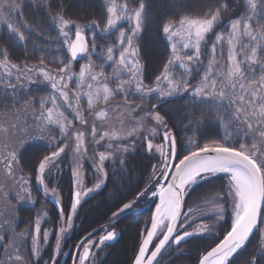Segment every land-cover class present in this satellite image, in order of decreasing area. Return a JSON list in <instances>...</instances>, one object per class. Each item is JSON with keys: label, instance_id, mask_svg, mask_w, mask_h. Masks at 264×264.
I'll return each mask as SVG.
<instances>
[{"label": "snow or ice", "instance_id": "snow-or-ice-1", "mask_svg": "<svg viewBox=\"0 0 264 264\" xmlns=\"http://www.w3.org/2000/svg\"><path fill=\"white\" fill-rule=\"evenodd\" d=\"M28 3L35 5L37 0H28ZM136 7H129L127 3L116 4L114 0H109V4L103 5L104 18L102 21H92L87 26V30L95 32L101 24L105 25L102 29L108 35L119 33L116 39L119 43L118 58L112 47L107 48L106 57H100L103 61L106 59L110 66H114L113 76L115 79L109 81L104 75L103 70L94 72L91 63L85 64L80 69L79 75L72 71V63L83 57L88 59L89 47L85 35L81 34L79 26L71 20L65 19L63 15L52 17L53 20L59 21L58 31L62 37V44L65 45V52L70 53L67 63L63 64L59 72L55 75L46 71L44 67L35 68L28 65L9 64L8 52L0 49V56L4 57L2 66L5 70L9 68L16 72V80L19 81L21 76L31 79L30 73L42 74L43 79L50 83L53 94L50 96L52 107L44 108L45 101H41V111L36 119L41 125L55 124L59 127L61 136L58 143H52L47 150L40 151L35 157L31 155L22 156V149L25 148L23 141L15 144L4 143L0 147V172L3 178L13 181L20 189L17 197L24 201L31 198V191L28 187L29 179L24 175L25 172H31L33 175L39 174L38 183L42 186L44 195L48 194V188L45 185L44 176L46 169L49 176H55L60 171L58 161L66 149H71L67 143L71 122L65 124L67 117L59 111L60 105L58 99H62L68 108L75 113V119L79 120L81 125H87L90 129V136L93 142L100 144L107 138L108 141L119 139L115 133L110 135L109 131L97 132V125L90 123L85 119L83 111L80 108L81 99L85 100L87 111L91 112L95 105L103 104L104 108L98 109L94 113V119L99 118L104 121L108 118L109 110L114 107L109 104L110 98L122 96L127 102L130 96L137 97L141 100H150L155 94L156 103L152 108L147 109L149 116L155 111L154 120L159 126L164 127L162 132L163 140L167 141L169 151L164 152V146L158 145L155 151L159 153L162 167L159 168L161 178L166 183L160 184L159 190H152L151 197L158 200L154 203L155 214L150 215V229L142 240L138 235L133 247V254L129 256L130 264H160L158 255H163L164 251L169 249L175 251L181 245L195 244L199 241L213 240L215 246H210V250H205L199 259V264H232L235 256L251 242V237L255 232L264 231V0H246V14L239 19L229 17V24L221 25L222 16L227 14L230 7V0H214L212 3L205 4V10L200 15L203 18L192 19L188 16L178 19L175 23L168 21L162 24V31L170 42L173 59L167 60L158 70L159 74L153 73L146 76L145 69L136 59L137 51L134 48L133 40L141 31L147 17V0H132ZM8 15L19 14L21 12L20 4L12 0L10 3H0V24L6 26L9 37L18 38L19 41H25V31L31 32L23 22L19 27H14L13 23L8 22ZM129 23L132 27L128 33L121 30V25ZM218 25L230 27L229 36L227 37L228 50L225 53L221 48L219 54L217 49L220 42L225 40L223 33L213 36L216 43L210 48L211 58L203 68L199 67L201 61V44H207L206 36L208 33H215ZM24 28V31H21ZM65 29H75L70 36V31ZM175 29V30H174ZM246 36L248 43L241 45L243 56L237 59L236 41L240 37ZM74 37V39H73ZM93 44L95 36L90 37ZM180 47L187 49L192 54L185 53L181 56L177 52V43ZM94 53V49H93ZM181 62L186 69V75L182 79H177L171 75V66L175 62ZM223 61V62H221ZM196 65L195 71L200 74L199 82L191 84L190 78L193 74V68L189 66ZM43 64V61H41ZM244 65V67H242ZM257 67L260 75L255 74ZM246 73L251 75L246 80ZM13 73L7 72V77H0V80L6 81V87L14 89L15 85L8 79ZM145 79L151 83L146 84ZM69 82L77 85V92L74 93V100L70 98ZM114 84L110 87L109 84ZM86 89V91H81ZM191 89L192 100L195 103L197 99L203 103L208 98H214L219 101V107L225 110V114L235 125L234 135L225 137L221 143L209 144H192L188 141L185 144L186 137L177 139L167 126L166 114L156 111L157 106L162 107L161 98H170L180 92H189ZM239 89V92H237ZM246 97V99H245ZM235 105V107H233ZM133 111L139 109L145 111L139 104H127ZM43 130V129H41ZM135 131V129H133ZM155 131V130H153ZM259 136H256V133ZM243 134L247 137L252 135L253 141L259 140L260 146L257 147L255 142L249 147L242 142L240 137ZM132 135L131 132L128 133ZM99 136V139L97 137ZM56 138H53L55 141ZM84 132L77 131L75 135V152L83 154L82 145ZM108 148L112 145L109 143ZM154 146L151 140L147 142V149L153 150ZM54 149V150H52ZM50 151L49 154H44ZM99 160L101 164L106 160L104 152H100ZM119 163V161H117ZM171 165V167L169 166ZM154 170H155V166ZM96 172L100 173L94 188H89L83 195L87 197L90 193H98L104 186L108 187L111 183L115 186V191L107 192L100 206L107 207L108 211L105 217L111 224L120 217L122 213L132 210L136 211V205L141 197H145L148 191L143 178L141 181L126 180L123 184L115 173H112L110 179L106 178L107 174L103 167L97 166ZM18 173H20L18 175ZM76 185L82 184L79 173L74 171ZM223 176L226 178L227 190L223 196L217 194L215 207L211 209L213 213L211 225L205 223L193 227V221L197 218L193 207L183 210V204L190 186L196 185L200 180H207L214 176ZM152 173L148 174L151 179ZM159 184V180H157ZM55 191V190H53ZM71 192V189H70ZM127 193V195H125ZM73 202L70 194L67 207L58 209V219L62 222L66 212H70L67 227L72 228V217L78 215V205H81L82 191L77 190L74 193ZM87 201V200H86ZM85 201V202H86ZM231 203L232 219L231 222L224 226L225 203ZM59 204L60 201H57ZM47 215V213H45ZM179 225V228L177 227ZM224 228L220 237H216L217 226ZM4 226L0 225V230ZM147 229V224L145 225ZM192 228L191 231L188 229ZM106 232L104 235H98L100 232ZM61 235L56 237L53 248V256L49 257L46 264H59L61 252V239L65 233V228L60 227ZM35 236L31 238V248L39 259V234L41 233V222L35 221ZM26 232L19 235L26 236ZM48 232L45 231L44 237L47 239ZM119 236L115 230L107 228L92 227L91 230H85L72 244L73 249H82V255L77 254L74 264H96L95 260H89L90 256L94 257L91 251L98 248L103 251L106 244L116 240ZM157 238L154 250L150 252L149 246L153 238ZM162 237V238H161ZM219 242L216 243L215 240ZM4 241V236L0 235V244ZM15 255L7 252V259L10 264H34L32 261H25L20 254L23 242L19 245L13 244ZM138 247V254L136 248ZM248 264H264V249H259L251 254Z\"/></svg>", "mask_w": 264, "mask_h": 264}, {"label": "rangeland", "instance_id": "rangeland-1", "mask_svg": "<svg viewBox=\"0 0 264 264\" xmlns=\"http://www.w3.org/2000/svg\"><path fill=\"white\" fill-rule=\"evenodd\" d=\"M63 0H37V3L33 6L28 3V0H15L16 3L20 4L21 6V12L19 14L14 15H8L7 12H5V16H7L8 22L13 23L14 27H19L21 22H23L28 28L31 29V32L25 31L26 39L25 41H19L18 38H11L9 37L8 30L6 29V26L3 24H0V49L6 50L8 52V63L9 64H18V65H28L29 67H35L40 68L44 67L46 71H49L51 74L52 72H57L60 70L61 67H63L64 63H67L70 58V53L65 52V45L62 44V37L58 31V25L59 21L53 20L52 17H58L62 15L63 11L61 10V3ZM167 6L169 7L170 14L167 17H163V23H167L168 21H173L174 23L184 16H188L192 19H199L203 18L200 13L202 10H205V4L212 3L214 0H166ZM12 0H0V3H10ZM105 5L109 4V0H104ZM114 3L116 4H124L127 3L129 7H136L134 3H132V0H114ZM230 7L228 8L227 14L222 16L221 25H227L229 24V17L232 19H239L240 17L244 16L246 14V0H234V2L230 3ZM29 15H31V19L29 18ZM33 17H39V19L48 26L49 31H44V33H49L47 37H43L42 33L41 37L39 38L35 34V26L32 23L34 20ZM66 19V17L64 16ZM153 18V13L151 10L147 9V17L145 24L143 25L141 31L139 34L134 38V48L137 51L136 59L138 60V39L142 33L146 30V28L149 26ZM153 22V21H152ZM218 25L216 28L215 33H208L206 36L207 44L203 43L201 44V61L202 64L199 66L202 70L203 65L207 64L208 60L211 58V52L210 48L213 43H216V41L213 39L214 34L219 35L223 33L225 36V40L220 42V46L217 49V53L219 54L221 48H223L224 52L226 53L228 50L227 45V37L229 36L230 27H224ZM105 27V25L101 28H97L95 32L90 31L89 34H87V41H88V47H89V54H86L89 56L88 59L81 58L78 62L72 63V71L79 75L80 69L84 67L85 64L91 63L92 69L94 72H100L103 70L104 75L108 78L109 81H113L115 77L113 76V70L114 66H110V62H108L106 59L103 61L100 57H106L107 55V48L112 47L114 49V52L117 54L118 58V49H119V43L116 37H118L119 33H115L113 35H108L106 32H103L102 29ZM132 27L129 23H124L121 25V30L130 34L128 30ZM24 28H21V31H24ZM66 31H70V36L72 35L71 29H65ZM40 36V35H39ZM95 36V43L93 44L90 37ZM177 43V52L179 55L184 56L185 53L192 54L191 51L187 49H183L180 47V42L176 41ZM248 38L246 36L240 37L238 41H236V51H237V59H241L243 56V51L241 48V45L247 44ZM94 49V53H93ZM165 51L166 57L169 59H173L170 43L169 45H166L163 49ZM168 53V55H167ZM4 61V57L0 56V62ZM41 61H43V64H41ZM139 62V61H138ZM223 62V61H221ZM189 66L193 68V74L190 78L191 84L195 85L199 82L200 74L195 71V68L198 67L196 65H191L190 62ZM140 64V63H139ZM244 67V65H242ZM11 71L13 75L9 77L8 79L12 82L16 80V72L14 69L9 68L8 70H5L2 66V63H0V77H7V72ZM255 74L257 77L260 75L259 68L257 67ZM32 80L31 82L36 81V83H48V81H45L43 79L42 74L38 73H30ZM54 75V74H53ZM171 75L176 77L177 79H182L186 75V69L183 67L181 62L177 61L171 66ZM251 75L249 73H246V80L248 79V76ZM21 78L25 79L24 76H21ZM20 81V80H19ZM19 81L16 80L13 84L18 89L21 88L23 84H21ZM145 82V81H144ZM147 82V81H146ZM145 82V83H146ZM6 84V81L0 80V85ZM146 84H150L147 82ZM110 87H114V84L110 83ZM150 86H152L150 84ZM44 91H41L42 97L44 98V108H50L52 107L50 102V96L53 94V90L50 88V91L47 93ZM69 90H70V98L74 100V93L77 92V85L73 82H69ZM81 91H86V89H82ZM12 93H15L16 91H11ZM237 92H239V89H237ZM20 94L21 96L26 95V92H23L22 90L16 92ZM40 94V95H41ZM39 95V96H40ZM173 97H184L185 98V105L188 107V111L183 114V116L187 117L190 114H193V116H196V114L201 115L200 119L197 118L198 123L191 122V125H194V132L188 136V138H192L195 135H198L202 137L203 133H205V130H210V135L208 136V139L204 140V142H198L200 144H219L222 142V140L225 137H230L234 135V127L235 125L233 122L228 118V116L225 114V110L221 107H219V101L215 100L214 98H208L206 97L205 101L201 103L199 99L194 103L192 100L191 95V89L189 92H180L174 95ZM155 98V99H154ZM155 94L151 97L150 100H141L137 97L130 96L129 99L133 100V104H139L141 106H144V108L150 107L152 104H154L156 100ZM113 99H117L118 102L121 99H124L122 96H115L113 98H110L109 104L113 101ZM154 99V100H153ZM246 99V97H245ZM57 103L60 105L59 111L63 112L65 117H67V120L65 121V124L68 122H71V129L69 130V137L73 133L74 129L81 125L79 123L78 119H75V113L72 109L68 108L66 103L62 99H58ZM39 104V103H38ZM105 105L99 104L95 105L91 112L87 111V106L85 104V100L81 99L80 102V108L81 111H83L85 119L88 120L90 123H95L97 125V130L101 129V131H107V127L110 128V126H107L108 118L104 121H101L99 118L94 119V113L98 109L104 108ZM235 107V105H233ZM165 109V108H163ZM31 111V112H29ZM28 112L29 114L32 113V109H30ZM40 107L35 111L34 113V120L25 121L24 118L18 120L15 123L9 124V127L1 128L0 131L6 130L9 131L12 134L13 141L12 144L18 143L20 141H23L26 143L27 139H31L32 142L34 138L42 137L45 139L47 144L51 147L52 143H58L59 138L61 136V133L59 131V127L55 124L52 125H41L40 121L36 119L37 115L40 113ZM137 110L133 111L132 116L129 117L125 123H123V126L121 130L116 132V136L119 137V139H113L111 141H108L107 138H105L104 141H101L100 144H96L92 141V139L86 141L87 146V152L83 153L82 155L79 153L78 156H75L72 147H71V157H70V168L69 171L71 172V175L74 171L79 173L80 179L82 181L81 184V191H82V202L85 201V199L89 198L91 196V193L85 197L83 195L84 192H87L89 188H94L95 183L97 182V178L99 177L100 173L96 172L95 169L97 166L103 167L105 172V166L107 163H105L107 160L109 162H116V161H122L126 154L130 153L131 147L136 144V141L138 139H143L146 143L149 140L153 143V150L155 151L156 146L163 145L164 146V152L167 153V143L164 144L163 142H156L159 133H162L165 129L163 126H159L157 122L154 120L155 113L151 116H149L148 113H140L137 112ZM110 112V110H109ZM108 112V114H109ZM149 116V117H148ZM193 116L188 117L190 120H192ZM32 118V116H30ZM27 120L29 119L26 118ZM111 123L113 121L111 120ZM27 126L30 127L27 129ZM82 128H88L87 125H82ZM43 129V130H41ZM89 129V128H88ZM135 129V131H133ZM90 130V129H89ZM155 130V131H153ZM27 132V133H25ZM44 133V134H40ZM131 132L132 135L129 136L128 133ZM25 133L28 135L26 139H22V134ZM90 133V131H89ZM98 133H101L98 131ZM44 135V136H43ZM89 135H87L86 138H88ZM256 136H259V133H256ZM53 138H56L55 141H53ZM40 139V140H41ZM99 139V136L97 137ZM201 138L200 140H202ZM242 142H245L249 147H251L252 143L255 142L257 144V147L260 146L259 140L253 141L252 135L249 134L247 137H245L243 134H241L240 137ZM67 143H69L71 146L73 144L70 143V141L67 140ZM112 145V148H108V144ZM1 145V144H0ZM2 147V145L0 146ZM54 150V149H52ZM100 152H104L106 156V160L101 164L99 160V154ZM156 152V151H155ZM157 153V152H156ZM159 155V153H157ZM62 158L58 162H61ZM20 173H18L19 175ZM93 179V183H89V179ZM29 179V189L32 193L31 198L26 197V203L21 202V205H24L22 208L29 209L27 210L30 215L35 216V214L38 215L40 211L45 209L46 203L44 199H37L36 196H40V194L32 187L31 178ZM15 188L13 189H7L11 193V198H13V201L16 202L20 199L17 197V192L20 191L18 186L13 182ZM228 187V186H227ZM227 187L225 190H217L213 191L212 193L205 195L203 199L197 200L193 204L189 205V207H193L197 218L193 222L202 221L209 225L212 223V217L213 213L211 211L212 208L215 207V201L216 196L219 194L220 196H223L224 192L227 190ZM9 188V187H8ZM50 191L53 192L55 196L58 198L61 197V191L59 187H50ZM55 190V191H53ZM72 195V194H71ZM37 199V200H36ZM9 204V203H8ZM225 207V204H224ZM5 207H3L4 209ZM17 208V207H16ZM12 206L11 209H8V212H16L15 216H21L22 217V211L23 209H16ZM7 209V207H6ZM5 210V209H4ZM31 210V211H30ZM7 211V210H5ZM18 211V213H17ZM226 213V211H225ZM69 215L71 213L69 212ZM20 217V218H21ZM69 217V216H68ZM67 217V218H68ZM20 218L18 219L17 223L19 222ZM31 220V218L29 219ZM28 221V220H27ZM14 222V221H13ZM12 222V224H13ZM16 223V224H17ZM29 223V224H28ZM32 223V224H31ZM33 222H21L17 227H15L16 231L20 234L22 232H26L25 237H21L20 235L13 238L15 244L19 245L21 242H23V247L20 250V254L24 257L25 261H32L35 262L37 260L36 254L32 251L31 248V238L32 236H35L34 233V226ZM0 225H3V230H0V235H3L5 238V241L9 238L10 231L6 228L5 223L2 222ZM218 227V226H217ZM256 241L258 242L257 249L255 251H258L259 249H264V231L259 232ZM3 248V246H2ZM94 254L96 251H98V248H94ZM0 250H1V244H0ZM7 252L4 253L0 252V262L1 261H7ZM13 255H15V250L13 249L11 251ZM95 256V255H94ZM5 257V258H4ZM94 257L92 256L91 260H93ZM248 259H244L243 263L248 264ZM236 263V262H234ZM1 264H3L1 262ZM10 264V261H9Z\"/></svg>", "mask_w": 264, "mask_h": 264}, {"label": "trees", "instance_id": "trees-1", "mask_svg": "<svg viewBox=\"0 0 264 264\" xmlns=\"http://www.w3.org/2000/svg\"><path fill=\"white\" fill-rule=\"evenodd\" d=\"M234 2V0H230V3ZM105 5L104 0H63L61 3V10L63 11L62 15L66 17V19L71 20L75 25L79 26L82 32L86 34L90 33V30H87V26L91 24L92 21H102L104 18V8ZM147 9L151 10L153 13V18L149 26L146 28L144 33H142L138 39V61L140 65H142L145 69L146 76H150L153 73L159 74L158 70L161 68L162 64H166L168 57L165 55V51H163L166 45H169V41L167 40L166 35L162 31V24H163V17H167L170 14L169 7L167 6L166 0H147ZM31 15H29V18ZM32 23L35 26V34L39 38L47 37L49 33H44V31H49L48 26L39 19V17H33ZM104 25L101 24L99 28L103 27ZM72 32L75 29H71ZM175 30V29H174ZM43 37H41V34ZM40 35V36H39ZM168 55V53H167ZM57 72H52V74H57ZM30 79H23L20 78V83L23 84L21 88L15 87L14 89H9L5 85H0V127L1 128H8L9 124L15 123L18 120L24 118L25 121L34 120V113L40 107L41 110V101H44L42 97V92L45 89L47 93L50 91V84L48 83H36V81L31 82ZM145 82L150 81L148 79L144 80ZM16 80L12 81L13 84ZM146 82V83H147ZM15 84V83H14ZM151 84V83H150ZM20 91L26 92V95L21 96L18 93H12L11 91ZM41 94V95H40ZM40 95V96H39ZM39 103V104H38ZM114 107L113 111L109 115V119L114 117H120L123 120L126 118L128 113L132 111L129 109L128 106L124 102L118 103ZM30 109H32V113L29 114ZM188 107L185 105V98L179 97L174 100H171L166 105L164 111L161 114H166V122L168 129L177 136V139H181L186 137L185 144H188V141H192V144H196L199 141L204 142V140L208 139L210 135V130H205L202 137L201 135H195L191 139L188 136L194 132V125H191V122L196 124L198 123V119H200L201 115L193 114L188 115L187 117L183 116L181 113H185L188 111ZM29 111V112H28ZM32 116V118H30ZM193 116L192 120L188 117ZM29 119L27 120L26 118ZM30 127L27 126V129ZM101 130V129H100ZM77 131L84 132V140L82 145L83 153L87 150L86 141L91 139L89 134L90 130H83L81 125L73 132V134L68 138V141L73 142L72 151L75 156H78L79 153L75 152V135ZM27 133V132H25ZM25 133L22 134V139H26L28 135ZM40 134H44L39 132ZM88 136V138H86ZM44 136V135H43ZM203 138L202 140H200ZM36 137L33 139H27L25 148L22 149L21 155L28 156L31 155L35 157L40 151L47 150L49 147L47 145L46 136L45 139L42 137ZM13 138L12 134L6 130L0 131V144L3 145L4 143L12 144ZM162 133H159V136L156 142H163ZM167 143V141H166ZM0 145V146H1ZM169 151V146L167 143V152ZM71 150L66 149V153L62 154L61 162L59 163L60 171L55 176H49L47 174L48 170L46 169V173L44 178L45 185L48 188V194L44 195L42 192V186L37 182L39 178V174L33 175L31 172L23 173L26 177L31 178L32 187L36 189V191L40 194V196H36L37 199H44L48 195L52 194V191L49 190L50 187H59L61 191V203L63 207H67L68 198L70 194H72V186L76 181V177L69 171L70 165V155ZM44 154H49L50 151H45ZM161 162L160 156L154 150H148L146 143L144 140L138 139L136 141V145H134L133 149L126 155V157L116 162H109L106 165V174L107 177H111L112 173H115L116 176L119 178L120 183L123 184L126 180L132 179L136 182L141 181L143 178L145 182V186L147 187L148 191L151 192L155 189V185L157 180H159L158 176L155 175L156 166ZM152 173L151 179H148V174ZM90 183H93V179H89ZM9 187V188H8ZM227 187L226 178L221 176H216L211 179L205 180L198 185H196L188 194L186 202H191L200 197L211 193L212 191L216 190H225ZM14 189L15 186L13 181L8 179H4L2 172H0V223H5L6 228L10 231L9 238L2 242L3 247L11 252L14 247V240L13 238L18 236L19 233L16 231L15 227L19 225L21 222H35L36 219H39L41 223L44 222H52L56 223L59 221L58 219V212L53 206H48L42 211L37 214L30 215L27 210L22 208L24 205L20 206L21 202L26 203V199L24 201H13L11 198V193L7 189ZM71 189V192H70ZM115 191V186L111 183L108 184V187L105 188L102 186L98 193L92 195V197L86 199L78 208V215L74 216L73 220L76 221L75 228L73 230L72 239L75 241L85 230H91L92 227L96 228H103L109 221L105 217V213L108 211L107 207H102L104 195L107 192ZM127 195V193H125ZM36 199V200H37ZM140 200V199H139ZM9 203V204H8ZM155 200L152 201H144V204L141 205L140 201L138 203V209L136 211H129L120 215V217L115 221L113 227L119 228L121 230L120 236L117 240L113 243L106 244L104 246V250H98L95 253L94 260L96 264H130L129 256L133 254V247L136 243L138 235L141 236V232L145 231V225L149 223V217L152 212V208L154 207ZM148 205V206H147ZM13 207H17L22 211V217L17 215L15 216L16 212H8V209ZM144 206V207H143ZM226 206V213L224 217V226L226 227L228 223L231 222L232 214H231V204L225 203ZM7 210L5 211L3 209ZM7 207V209H6ZM16 208V209H17ZM17 209V210H18ZM148 209V210H147ZM147 210V211H146ZM31 211V210H30ZM18 213V211H17ZM47 213V215H45ZM69 212L65 213V217L67 219ZM21 217V218H20ZM20 218L19 222L17 223L18 219ZM31 218V220H29ZM28 220V221H27ZM14 221V222H13ZM13 222V224H12ZM17 223V224H16ZM128 223V225H126ZM29 224V223H28ZM32 224V223H31ZM111 224V223H110ZM113 225V224H112ZM130 226L131 234L126 235L127 231L126 228ZM33 229V226L31 227ZM122 228V229H121ZM47 228L45 226L41 227V261L39 264H46L49 261V257L52 256L54 259L56 256H53V248L55 245V238H52L47 243V247L45 245V238L43 234ZM224 228L219 226L217 227V231L215 233L216 237H220L223 233ZM101 232L99 233V235ZM258 234L251 238V242L248 246L244 249V251L240 252L239 255L235 257V261L239 258L241 260V256L247 254L250 256L255 249V245L257 243ZM216 243L219 242L218 239L215 240ZM210 246L214 247L215 243L213 240H204L196 242L195 244H184L177 248L175 251L169 249L166 254L163 256L160 264H198L199 258L202 254L205 253V250H210ZM46 247V248H45ZM138 247L136 248V252ZM168 259V262L166 260ZM242 259H247L246 257H242ZM264 260V257L260 258ZM239 261V260H238ZM66 264H70V261Z\"/></svg>", "mask_w": 264, "mask_h": 264}, {"label": "flooded vegetation", "instance_id": "flooded-vegetation-1", "mask_svg": "<svg viewBox=\"0 0 264 264\" xmlns=\"http://www.w3.org/2000/svg\"><path fill=\"white\" fill-rule=\"evenodd\" d=\"M123 101H124V99H123ZM118 103L119 102H118L117 99H113V101L110 104L113 105V106H116ZM142 108H143V106H142ZM138 111H140V110H138ZM142 112L143 113H148L147 110L142 111ZM121 121H122V119L120 117L116 118V125L112 129V132H115L116 133L117 130L118 131L121 130V128H122V125L120 126V122ZM68 216H70V215H68ZM67 222H68V218L66 219V217L64 216L62 222L59 220L56 223H52V222H44V223H41V227L45 226L47 228L45 231H47L48 234H49L48 237H47V239L44 240V242L46 241L45 242V245H44L46 247H47V243L49 242L50 239L55 238V240H56V237L59 236V235H61L60 232H59L60 227H64L65 228V233L63 234L62 239H61V252H62V255H60L58 257L59 258V264H66L69 261H70V264L71 263L73 264L75 262V258L77 256V254L79 253V254L82 255V249L77 250V249H73L72 248V244L74 242L73 239H72L73 238L72 237V234H73V230L75 228L76 221L73 220V217H72V224H73V227L72 228H68L67 227ZM110 226H111V228H110ZM113 226L114 225H112V224H110V222H108L103 228H107L108 230H114V227ZM33 227H34V233H35V223H34V226ZM103 234H106V232H103ZM35 235H36V233H35ZM40 235L41 234H39V244L41 245V237H40ZM43 236H44V234H43ZM2 246H3V244H1V250L4 249V247L2 248ZM41 248H42V246H40V250H41ZM41 256L39 257V259H37L34 262V264H39V262L41 261ZM242 257L245 258V257H248V255L247 254H245V256L242 255L241 256V260L239 258L238 259L239 261L238 260L235 261L236 262L235 264H245V263H243V260L244 259H242ZM6 260H7L6 262L5 261H1V262L3 264H9V261H8L7 258H6ZM1 262H0V264H1ZM166 262H168V259L166 260Z\"/></svg>", "mask_w": 264, "mask_h": 264}, {"label": "water", "instance_id": "water-1", "mask_svg": "<svg viewBox=\"0 0 264 264\" xmlns=\"http://www.w3.org/2000/svg\"><path fill=\"white\" fill-rule=\"evenodd\" d=\"M80 59V58H79ZM163 183H165L164 181H163ZM74 200H75V196H74ZM49 201H50V203L58 210L60 207H62L61 206V204L59 203H57V199H55L54 197H51L50 199H49ZM185 201V200H184ZM183 209H184V204H183ZM179 226V225H178ZM177 226V227H178ZM253 236V235H252ZM155 238V237H154ZM154 238H153V240H154ZM153 243V242H152ZM151 245L152 244H150V246H149V250H150V248H151ZM154 250V249H153ZM152 250V251H153ZM164 253V252H163ZM149 255H150V253H149ZM161 257V255H158V259Z\"/></svg>", "mask_w": 264, "mask_h": 264}, {"label": "bare ground", "instance_id": "bare-ground-1", "mask_svg": "<svg viewBox=\"0 0 264 264\" xmlns=\"http://www.w3.org/2000/svg\"><path fill=\"white\" fill-rule=\"evenodd\" d=\"M111 163V162H110ZM192 202V201H191ZM136 209H138V204L136 205ZM130 211H132V210H130ZM126 225H128V223L126 224ZM122 229V228H121ZM114 230L115 231H117L118 232V234H119V236H120V234H121V230L119 229V228H116V227H114ZM126 235H130L131 234V229H130V226H128L127 228H126ZM99 235V234H98ZM145 237V233H144V231L143 232H141V236H140V239L142 240L143 238ZM123 264V263H122Z\"/></svg>", "mask_w": 264, "mask_h": 264}]
</instances>
